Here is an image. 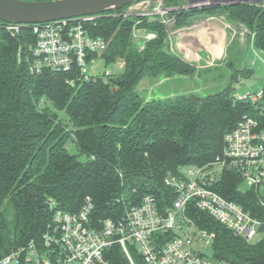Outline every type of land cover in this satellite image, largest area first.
Listing matches in <instances>:
<instances>
[{
    "label": "trees",
    "instance_id": "16d2710c",
    "mask_svg": "<svg viewBox=\"0 0 264 264\" xmlns=\"http://www.w3.org/2000/svg\"><path fill=\"white\" fill-rule=\"evenodd\" d=\"M170 2L179 5L181 0ZM124 8L85 25L92 36L108 41L102 53L106 65L125 62L120 73L108 77L87 79L77 66L69 72L32 73L36 37L31 26L12 36L0 24V259L31 240L40 242L56 209L78 212L87 197L94 203L92 217L99 220L121 217L146 194L166 210L176 196L165 183L168 175L213 161L225 134L245 113L255 116L264 130V96L258 105L233 96L240 78L254 73L240 69L245 52L240 47L227 62L232 73L223 89L145 100L137 86L146 76L194 75L197 69L171 50L161 19L119 15ZM172 14L176 28L198 14H223L244 24L249 42L264 51V2L191 7ZM138 20L137 27L156 33L142 49L132 34ZM241 183L238 172L226 169L214 188L261 221L254 241L236 235L193 201L186 215L215 234L213 258L264 264V198L253 187L242 190ZM106 251L112 264H131L120 245ZM133 255L137 264H144Z\"/></svg>",
    "mask_w": 264,
    "mask_h": 264
},
{
    "label": "built area",
    "instance_id": "2783aa9c",
    "mask_svg": "<svg viewBox=\"0 0 264 264\" xmlns=\"http://www.w3.org/2000/svg\"><path fill=\"white\" fill-rule=\"evenodd\" d=\"M163 1L138 0L119 15L159 18L167 30L175 19V15L167 17V14L201 3L185 0L182 5L169 8ZM97 16L37 24L4 21L0 24L12 36L31 26L36 37L31 47L32 73L44 69L69 72L77 66L88 79L91 76L87 72L88 63L102 58L108 47V41L101 36H92L85 26ZM138 23L140 20L135 23L132 34L140 41L142 49L156 33L137 27ZM116 63L125 65L123 59ZM104 74L107 77L113 75L111 71ZM233 96L236 100L258 105L263 100L264 91L262 88L244 95L234 93ZM226 169L238 172L242 180L261 195L260 189L264 186V130L250 113H245L236 127L225 134L222 150L213 161L203 166H184L165 178V183L176 193L172 205L166 210L158 206L154 196L146 194L139 203L127 207L121 217L99 220L92 217L94 203L91 197H87L78 212L56 209L40 242L31 240L16 248L0 259V264H112L106 257V250L115 244L121 246L131 264H137L134 252L144 264H231L194 248L196 243L203 245L202 240L206 237L213 241L215 234L199 228L186 215V207L193 201L198 209L208 212L236 235L248 241L259 237L261 221L214 188Z\"/></svg>",
    "mask_w": 264,
    "mask_h": 264
},
{
    "label": "crops",
    "instance_id": "0c3cea01",
    "mask_svg": "<svg viewBox=\"0 0 264 264\" xmlns=\"http://www.w3.org/2000/svg\"><path fill=\"white\" fill-rule=\"evenodd\" d=\"M183 3H185V0H182L179 6ZM174 21H176V19H174ZM172 23L166 31L171 50L175 54L180 56L187 63L193 65L197 71L208 70L210 71L209 73H213L212 71H217L225 67H227L228 70L230 68L232 71V68L227 62L231 57L236 55L238 46L242 45L241 41L243 38L241 37V39L238 36L234 23L227 20L225 15L198 14L192 17V20L189 23L179 28H176L177 21L175 24ZM237 24L241 25L242 23L237 22ZM235 42L237 46L232 48ZM250 44H253V42H248L246 47ZM244 47H242V49L245 50L246 47ZM255 49L257 50L256 47ZM245 54L246 50L243 57H245ZM242 61H245V59L241 60V62ZM190 76L191 75L179 74L173 76L162 75L159 77L150 76L153 80L148 81L147 84L150 86L149 89L151 91H146V87H142L143 91H145V96L143 98L145 100H152L164 99L178 94H199L202 91L210 90L208 88L213 87L212 83L216 82V77L221 78V74H213L211 77L201 82V84L199 83V86L193 90L181 87V90L179 91L172 87H166V85L172 80L185 83V80H187ZM199 77L198 73L194 78L198 79ZM152 90L155 93H153Z\"/></svg>",
    "mask_w": 264,
    "mask_h": 264
},
{
    "label": "rangeland",
    "instance_id": "374dc122",
    "mask_svg": "<svg viewBox=\"0 0 264 264\" xmlns=\"http://www.w3.org/2000/svg\"><path fill=\"white\" fill-rule=\"evenodd\" d=\"M170 1L171 0H164L163 3L166 7H169V8L179 6V5H175L174 3ZM198 1L201 2L200 5L197 4L194 7H202V6H207V5L234 4V3L245 2V1H252L256 3L264 2V0H198ZM177 11H179V9H176L170 14H167V17L173 16L174 14L172 13H175ZM231 23H234L238 36L240 38L241 37L243 38V40L241 41L242 45L238 47H240V49L244 46L246 47L247 43L249 42L248 35L250 34V31L244 24L238 25L237 22H231ZM253 36L254 35L252 34V37ZM245 50H246V54H245V57H243V60L245 59V61H242L241 63H239L240 64L239 67L240 69L247 68V67L251 68L254 71V73L249 78H240V81L236 83L234 86L235 90L233 91V94L236 93V94L244 95L248 92L259 91L260 89L264 87V51L256 50L253 44H250L248 47L245 48ZM122 70H123V66L121 63H114V64L106 65L105 61L102 58H97L94 61H91L90 63H88L87 65V72L90 75H104V73L107 71H111L113 74H118ZM209 72L210 71L208 70L197 71L194 75H191L189 78H187V80H185V83L181 81H177V80H172L166 85V87L167 88L172 87L179 91L181 90V87L184 89L193 90L194 88L199 86V83L201 84V82L211 77L213 74L214 75H216V73L217 75L221 74L220 76L221 78L216 77V82L212 83L213 87L208 88L210 90L202 91L201 93H199L201 95H205V94L213 93V92L223 89L227 85L230 74L232 73L230 68L228 70L227 67L219 69L217 71H212L213 73H209ZM198 73L200 77L198 79L194 78ZM150 80H153V78L150 76H147L143 78L142 81L137 86V91L141 94L142 97L145 96L144 94L145 91H143L142 87L144 88L146 87V91H149V92L151 91L149 89L150 86L147 84L148 81ZM152 92L155 93L153 90ZM61 118L64 121V123L70 125V122L68 118H66L64 113H61ZM69 148H70V151L77 152L76 147L74 145H70ZM240 188L242 190H248L251 188V186L248 185L247 182L242 180ZM260 193L264 197V186L261 187ZM202 242H203V245H201L200 243H196L194 245V248L204 252L206 255L210 257H213L214 251L212 247V241H210V239L206 237L202 240Z\"/></svg>",
    "mask_w": 264,
    "mask_h": 264
},
{
    "label": "water",
    "instance_id": "95a60500",
    "mask_svg": "<svg viewBox=\"0 0 264 264\" xmlns=\"http://www.w3.org/2000/svg\"><path fill=\"white\" fill-rule=\"evenodd\" d=\"M136 1L138 0H0V21L37 24L100 15Z\"/></svg>",
    "mask_w": 264,
    "mask_h": 264
}]
</instances>
